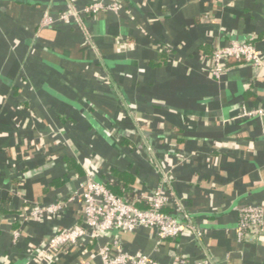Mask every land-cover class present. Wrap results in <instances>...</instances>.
I'll list each match as a JSON object with an SVG mask.
<instances>
[{
    "label": "crops",
    "instance_id": "crops-1",
    "mask_svg": "<svg viewBox=\"0 0 264 264\" xmlns=\"http://www.w3.org/2000/svg\"><path fill=\"white\" fill-rule=\"evenodd\" d=\"M93 1L109 2L0 0V264H102L115 237L160 264H264V233L237 232L240 208L264 205V58H232L219 79L209 65L232 41L264 53V0H124L82 24L43 23ZM159 166L182 199L168 210L192 217L202 237L159 243L141 227L48 251L57 230L83 223L82 202L69 198L88 175L146 198ZM56 201L57 213L27 216Z\"/></svg>",
    "mask_w": 264,
    "mask_h": 264
},
{
    "label": "built area",
    "instance_id": "built-area-1",
    "mask_svg": "<svg viewBox=\"0 0 264 264\" xmlns=\"http://www.w3.org/2000/svg\"><path fill=\"white\" fill-rule=\"evenodd\" d=\"M124 0H109L108 3L93 1L79 9L74 4L54 17L46 13L43 19L45 25L55 22L78 23L84 22L86 13H96L100 10L119 11ZM241 59L246 63L261 65L264 53L250 41H232L229 45L215 47L210 60V68L216 78H220L228 70L230 59ZM257 111L247 114L253 115ZM160 184L146 196L149 209H142L110 191L105 183L92 175H88L81 183L80 189L73 192L70 200L79 199L83 204V223L68 229L57 230L49 239L48 251L57 254L67 250L72 244L87 243L100 238L111 230L134 231L138 228H155L159 243L166 239L176 238L186 231H191L196 237L203 236V230L186 214V220H181L170 212L169 208L180 210L183 208L182 199L172 188V178L162 167ZM65 201H56L49 205L35 204L27 208L28 217H40L57 213L63 208ZM237 232L242 239L247 233L258 235L264 233V205L249 204L240 208V218ZM19 232H15L18 236ZM102 264H160L151 255L128 251L117 237L111 239L101 247ZM174 264H214L207 258L192 260L179 257Z\"/></svg>",
    "mask_w": 264,
    "mask_h": 264
},
{
    "label": "trees",
    "instance_id": "trees-1",
    "mask_svg": "<svg viewBox=\"0 0 264 264\" xmlns=\"http://www.w3.org/2000/svg\"><path fill=\"white\" fill-rule=\"evenodd\" d=\"M229 64V63H228ZM95 178H97L96 175L93 174ZM107 188L112 191L115 195L122 198L126 202L132 203L142 209H149L150 205L148 203L147 198L141 196L139 193H136L134 191L128 190L126 187L121 186L119 180H108L107 182H104ZM181 220H186V218Z\"/></svg>",
    "mask_w": 264,
    "mask_h": 264
},
{
    "label": "water",
    "instance_id": "water-1",
    "mask_svg": "<svg viewBox=\"0 0 264 264\" xmlns=\"http://www.w3.org/2000/svg\"><path fill=\"white\" fill-rule=\"evenodd\" d=\"M52 94L55 95L60 100L65 101L68 104H70L73 107H75L77 110L80 111V113H82L83 116H85L91 122L92 125H94L95 127H98L97 122L91 116V114L89 113V111L85 107H83L78 101L72 100V99H70V98H68V97H66V96H64L62 94H59V93L52 92Z\"/></svg>",
    "mask_w": 264,
    "mask_h": 264
}]
</instances>
